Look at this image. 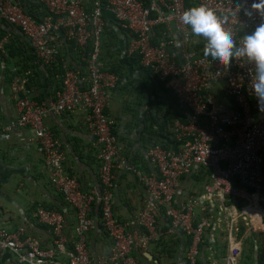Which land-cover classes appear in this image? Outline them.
Wrapping results in <instances>:
<instances>
[{
    "label": "built area",
    "instance_id": "1",
    "mask_svg": "<svg viewBox=\"0 0 264 264\" xmlns=\"http://www.w3.org/2000/svg\"><path fill=\"white\" fill-rule=\"evenodd\" d=\"M36 1L45 12L40 19L25 13L21 0H0V71L10 75L16 110V119L3 127L2 137L9 139L15 130L31 131L52 188L75 211L77 226L75 239L69 241L64 214L38 205L34 219L51 228L53 245L44 249L22 229H1L0 256L14 255L20 264H139L134 252H146L151 244L180 233L192 241L188 263L198 264L200 245L211 224L198 216L195 202L173 204L180 196V178L196 169L208 172L211 182L205 185V196L219 204L227 220L228 251L223 264H238L244 241L237 235L240 220L249 218L251 230H264V217L254 228L252 218L244 213L252 204L264 209V111L252 89L255 64L246 56L234 57L226 68L210 55L205 57L207 38L194 35L179 15L191 7H209L240 48L243 38L264 23V14L252 8L259 0ZM2 25L20 31L31 68L51 71L59 78L44 101H36L27 89L30 71L8 66L13 60L7 50L12 34H2ZM158 28H162L160 34ZM111 30L118 34L113 40L123 47L124 55L137 57L146 76L170 90L175 102L169 123L172 145L163 148L153 143L149 148L148 164L155 170L149 175L122 156L114 135L116 120L107 113L120 83L105 62L111 50L104 47V39ZM65 45L76 59L59 62ZM58 65L62 74L54 71ZM77 112L84 113L98 148L97 195L84 192L77 178L67 173L62 144L45 126L48 118ZM114 168L132 173L146 191L144 206L135 216L140 231H129L114 216ZM237 202L245 205L242 210ZM162 216L169 222L166 227L160 226ZM97 228L111 242L106 257L91 255L87 244L89 233ZM62 257L65 261L59 260Z\"/></svg>",
    "mask_w": 264,
    "mask_h": 264
},
{
    "label": "crops",
    "instance_id": "2",
    "mask_svg": "<svg viewBox=\"0 0 264 264\" xmlns=\"http://www.w3.org/2000/svg\"><path fill=\"white\" fill-rule=\"evenodd\" d=\"M7 32L12 34V41L14 38L24 41L18 29L2 25L1 33L5 35ZM121 37L125 38L123 35ZM115 42L117 44V40ZM69 48L67 45L61 47L57 61L76 59ZM112 48L113 46H110L111 51L105 55V62L109 67L117 65L119 73L124 78H120V83L112 94L107 113L116 120L114 134L118 139L122 156L133 164L136 170L149 175L155 173L154 168L148 164L149 148L153 143L163 148L172 145L169 141L171 138L169 123L175 114V102L172 96L160 88L157 81L146 76L139 64L131 65L132 70L126 66L124 59L128 57L124 55L123 47L116 45L113 50ZM22 51L24 53L22 59H13L8 66L18 65L26 67V72L30 71L31 78L27 89L31 92L32 98L42 102L48 98L56 84H59V78L50 74L51 71L31 68L26 60L28 50L22 48ZM10 83L9 73L0 71V230L15 232L22 229L27 237L40 242L42 248L49 249L54 238L50 227L41 225L34 219L33 214L38 205L64 214L67 222L64 233L69 241L75 239L77 226L75 211L66 205L63 197L52 188L44 160L36 151L31 131L15 130L9 134V139L2 137L3 127L16 119ZM148 92L152 97L156 96L155 102L151 105H147L146 102ZM84 116V113L77 112L63 117L48 118L45 120V126L62 144L67 173L77 178L84 192L97 195L100 192L98 148ZM169 116L171 117L167 121ZM113 177L114 216L119 222L126 224L129 231H140L135 216L144 206L146 191L137 178L125 170L114 168ZM180 179V196L173 203L175 207L189 201L195 202L198 216L208 219L211 224V228L205 231L200 245L198 264H223L228 251L227 220L221 214L219 204L205 196V185L211 182L208 172L195 169ZM244 206L241 202L240 210ZM256 207L252 204L244 209V213L254 221V228L263 223L264 217V209L258 207L260 210L257 211ZM249 220L247 218L239 222L237 235L244 241L238 264H264V233L251 230ZM167 223L169 222L162 216L160 226L166 227ZM190 242L191 239L176 233L147 248L146 252L149 251L151 259L146 257V252H134V255L138 257L139 264H189L187 252ZM246 242L247 247L244 250ZM87 244L94 257H106L111 250L110 240L99 228L89 233ZM59 260L65 261L64 257ZM0 264L20 263L16 256L7 254L3 258L0 256Z\"/></svg>",
    "mask_w": 264,
    "mask_h": 264
},
{
    "label": "clouds",
    "instance_id": "3",
    "mask_svg": "<svg viewBox=\"0 0 264 264\" xmlns=\"http://www.w3.org/2000/svg\"><path fill=\"white\" fill-rule=\"evenodd\" d=\"M252 8L264 14V0L253 3ZM247 14L251 15L250 12ZM179 21L190 26L194 35L207 38L203 52L205 57L210 55L226 68L231 65L234 57L246 56L250 62H254L256 79L252 83V89L260 111H264V23L243 38L242 47L236 48L231 34L224 30L214 11L209 7L200 5L184 10L179 15Z\"/></svg>",
    "mask_w": 264,
    "mask_h": 264
},
{
    "label": "trees",
    "instance_id": "4",
    "mask_svg": "<svg viewBox=\"0 0 264 264\" xmlns=\"http://www.w3.org/2000/svg\"><path fill=\"white\" fill-rule=\"evenodd\" d=\"M21 3L23 4L25 13L28 14V15H31L34 18L40 19L41 16L45 14V12L43 10H41V7L37 3L36 0H21ZM114 25L116 26L117 30H120V27L115 22H114ZM157 31H158V34H160V32L162 31V28H158ZM116 36H118V34L114 30H111L110 33H106L105 34L104 47L108 51H110V46H115L116 45L115 41L113 40L114 37H116ZM14 39L15 40L11 41V43H9V46H7V50L9 52L10 56L13 59H16V58L21 59L20 52L22 51V48H24V46L26 45V41L25 40L22 41V40H20V38L19 39L18 38L17 39L14 38ZM109 42H113V44H109ZM31 58L32 57L28 58V60H31ZM124 60L126 62V66H128V63H131V65H133V64H138V62H139V59L137 57L133 58V59L125 58ZM129 68H130V70H132V66H129ZM26 69H27L26 67L22 68L20 72L24 73L26 71ZM55 70L57 71L58 74H62L63 73V72H61L60 65H58V69H55ZM109 70L111 72L117 74L118 76H120L119 78H122V79L124 78V76L119 73V71L117 69V65L111 66L109 68ZM159 86L166 94H169L170 96H172L171 91L168 90L163 84H159ZM147 94L149 95L148 98H146L147 105H151L152 103L155 102L154 98H156V96L152 97V94L150 92H148ZM170 117L171 116L168 117L167 121L170 119Z\"/></svg>",
    "mask_w": 264,
    "mask_h": 264
},
{
    "label": "rangeland",
    "instance_id": "5",
    "mask_svg": "<svg viewBox=\"0 0 264 264\" xmlns=\"http://www.w3.org/2000/svg\"><path fill=\"white\" fill-rule=\"evenodd\" d=\"M16 59H18V58H16ZM16 59H14V60H16ZM220 88H223V83L222 82L220 83ZM235 205L238 207V209L241 208V203L240 202L235 203ZM256 210L259 211L260 209L258 207H256ZM259 214H260V212H259ZM253 223H254V221H253ZM257 233H259V232H257ZM260 233H264V230H261ZM246 247H247V242L245 243L244 250L246 249Z\"/></svg>",
    "mask_w": 264,
    "mask_h": 264
},
{
    "label": "water",
    "instance_id": "6",
    "mask_svg": "<svg viewBox=\"0 0 264 264\" xmlns=\"http://www.w3.org/2000/svg\"><path fill=\"white\" fill-rule=\"evenodd\" d=\"M146 257H148L149 259H151V254L148 252H146Z\"/></svg>",
    "mask_w": 264,
    "mask_h": 264
}]
</instances>
